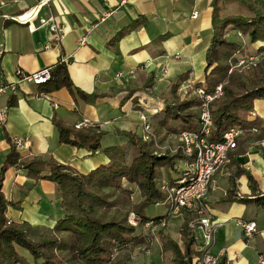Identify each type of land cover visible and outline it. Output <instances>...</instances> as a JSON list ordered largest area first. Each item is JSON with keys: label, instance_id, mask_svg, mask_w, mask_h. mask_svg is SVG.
Here are the masks:
<instances>
[{"label": "crops", "instance_id": "crops-1", "mask_svg": "<svg viewBox=\"0 0 264 264\" xmlns=\"http://www.w3.org/2000/svg\"><path fill=\"white\" fill-rule=\"evenodd\" d=\"M39 1L0 0V84L18 86L15 96L0 98V108L7 110L5 124L0 126V171L11 151L12 140L23 138L31 144L21 152L23 160L49 155L57 163L87 175L107 164L103 149L127 142L122 133L140 135V108L162 107L161 99L168 97L179 75L189 73L193 83L203 78L205 52L212 37V0H129L125 6H120L119 0H50L39 16L58 17L66 35L58 48L49 50L43 49L48 41L47 29L38 27V20L32 23L36 27L32 32L27 25L11 20ZM249 1L264 10V0ZM104 13L110 14L109 18L92 28L89 20ZM222 14L244 16L246 12L235 2L225 1ZM136 21L140 25L132 27ZM123 31L126 33L120 39L112 40ZM234 33L248 55L264 48V42L247 44L248 40L236 31H228L227 38L230 40ZM82 40L84 44L80 45ZM61 59L75 88L86 95L103 97L85 101L65 88L46 94L43 87L18 83V70L32 74L44 68L53 69ZM150 83L152 89L145 90ZM156 116L150 120L152 125ZM248 119H258L264 134V101L254 103ZM84 121L88 124L84 128L97 126L102 132L101 149L95 153L59 143L55 123L73 128ZM258 145L264 149V140L252 139L243 147L244 153L228 160L212 177L204 201L205 213L217 226L210 251L215 255L221 253L230 264H256L259 256L264 257V209L231 200L235 196L253 197L248 176L264 193V159ZM176 167L181 171L184 162ZM178 173H172V178H177ZM1 186L5 199L15 204L6 213L11 223L52 228L63 215L55 199V185L49 181L34 183L19 166L7 169ZM158 207H163V212L149 218L168 215L166 203ZM252 221L258 232L247 240L239 224ZM183 223V216L177 215L165 226L181 250L179 232ZM155 246L159 247L157 241L152 249ZM17 252L31 261L19 248Z\"/></svg>", "mask_w": 264, "mask_h": 264}, {"label": "trees", "instance_id": "trees-1", "mask_svg": "<svg viewBox=\"0 0 264 264\" xmlns=\"http://www.w3.org/2000/svg\"><path fill=\"white\" fill-rule=\"evenodd\" d=\"M225 1L235 2L245 10L246 15H223ZM211 16L212 37L205 52L204 75L201 81L193 84V88L213 95L216 87L221 86L222 95L209 104L213 121L210 140L220 141L231 128L242 132L235 147L228 153L229 160L233 155L244 153L243 147L250 140H264L263 128L258 119H248L254 103L264 101V56L254 67L237 70L234 67L239 61L236 56L242 50L241 44L227 39L226 35L231 30L246 37L251 44L264 42V10L249 0H212ZM139 25L140 21H136L132 27ZM125 33L119 32L112 40L120 39ZM259 53H264V48H260ZM188 76L189 73L179 75L171 86V99L165 101L164 111L155 117L154 126L157 130H198L202 100L189 98L181 102L175 94L179 84ZM151 85L146 84L145 90H151ZM40 87L46 94L65 88L72 96L78 95L85 101L103 97L86 95L75 88L63 62L52 69L51 81ZM140 109L139 112L144 111V108ZM145 115L149 118V113ZM172 122H177L176 126L171 125ZM54 126L60 144L91 153L101 149L102 132L97 126L80 130L58 122ZM253 130L258 134L255 135ZM123 135L127 143L103 149L108 163L87 175L57 163L49 155L23 160V155L16 152L11 143V151L0 171V264H129L135 250L138 249L142 255L152 249L150 231L136 233L127 224V215L135 213L140 218L141 227L149 222L158 226L161 221L168 219V215L151 219L144 212L149 206L166 202L165 193L159 190V182L165 180L170 186L177 184L182 170L179 171L176 166L183 157H158L150 144L143 143L136 134ZM246 146L250 147L249 144ZM257 148L264 159V149L259 145ZM12 166L21 167L26 178L34 183L49 181L55 185V199L59 201L63 215L52 228L7 221V209L15 204L5 199L1 185L5 172ZM177 171L178 177L172 178V173ZM237 171L235 174L239 173ZM248 181L253 197L235 196L231 200L246 207L264 209V193L259 191L251 176H248ZM136 189L143 198L139 204H134L130 199ZM181 215L184 223L179 233L183 250L162 228L155 234L159 256L165 264H192V260L199 256L195 232L190 227L198 216L188 211H182ZM17 248L27 251L31 261L18 253ZM225 263L226 260L221 258L219 264Z\"/></svg>", "mask_w": 264, "mask_h": 264}, {"label": "built area", "instance_id": "built-area-1", "mask_svg": "<svg viewBox=\"0 0 264 264\" xmlns=\"http://www.w3.org/2000/svg\"><path fill=\"white\" fill-rule=\"evenodd\" d=\"M50 0H40L39 3L30 10L18 15L11 20L15 23L27 25V28L32 32L36 27L32 24L38 20V27L46 28L48 32V41L44 45V50L56 49L59 47L61 41L65 38L66 31L61 20L53 15L41 18L39 16L43 7L47 6ZM129 0H119L120 6H125ZM197 13L195 12L193 18ZM110 14L95 15L93 20H89L91 27L96 28L103 23ZM83 45V40L79 42ZM2 52H0V58ZM257 58L250 59V65L257 64ZM61 62L64 60L61 59ZM244 61L238 62L236 66H243ZM18 83L23 82L34 86H43L51 81L52 69L44 68L32 74H24L20 70L17 71ZM18 92V86L15 83L0 84V98L3 96H15ZM188 92L194 94V98L202 100L199 107L198 130L197 131H183L173 136L178 140V149L182 152V174L176 185H168L165 180L159 182V190L167 195V201L170 205V214L178 215L182 211L194 212L198 219L191 223L190 227L195 232L196 251L199 256L192 260V264H219L222 254H212L210 247L213 244L216 225L213 223L211 217L204 211V201L208 196L209 187L212 177L228 163V153L235 147L236 140L242 135L238 129L231 128L223 134L220 141H211L210 135L212 132L213 121L209 111V104L217 97L222 95L221 86H217L213 95H207L202 89H194L193 84L185 82L180 85L178 94L182 97L186 96ZM56 107V105H54ZM140 113V112H139ZM7 117V110L0 108V126L5 124ZM141 127L145 136V142H150L151 124L146 115L140 113ZM87 124L86 121L77 124L74 128L80 130ZM256 132V130H253ZM16 152L21 153L29 149L31 144L28 140L23 138H15L12 140ZM162 222V221H161ZM243 236L249 240L257 232V225L255 222H241L239 224ZM201 234V240H197L196 233ZM225 264H230L226 261ZM256 264H264V257L259 256Z\"/></svg>", "mask_w": 264, "mask_h": 264}, {"label": "rangeland", "instance_id": "rangeland-1", "mask_svg": "<svg viewBox=\"0 0 264 264\" xmlns=\"http://www.w3.org/2000/svg\"><path fill=\"white\" fill-rule=\"evenodd\" d=\"M236 35H237V33L232 34L230 40L234 41V42H237L238 38H237ZM244 38H246V37H244ZM246 42H248L247 44H249V41H246ZM237 43H240V41L237 42ZM244 47L245 46H241L242 50H241V52H239L237 54V56H239V61L238 62L240 63V61H244V65L240 66V67L239 66H235L234 68H236L237 70L238 69L239 70H247L249 67H253V66L250 65L251 64L250 63V59L257 58V60L259 61V59L262 56H264V53L252 54V56L248 55L249 53L246 52L247 51L246 48L243 49ZM237 56H236V59L238 58ZM258 61H257V63H258ZM185 82H190L191 85L194 84L190 80L189 77L185 81H183L182 83L179 84L178 88L176 89V93L175 94H176V96L178 97V99L181 102L182 101H186L189 98H194V94H192L191 92H188V94L186 96H184V97H182V96H180L178 94V89L180 88V85L185 84ZM138 98H139V100H141L140 97H138ZM170 99H171V95L169 94L168 97L161 99V103L163 104L162 107H160V106H154V107L153 106L152 107L145 106V107H143L144 111L140 112V113H142L144 115H145V113H147V114L149 113V118L148 119L151 120L152 117H154V116H156L158 114H161L164 111L165 101L166 100H170ZM139 114H138V118H139ZM139 121L141 123L140 119H139ZM176 123L177 122H172L171 125L172 124L175 125ZM154 125H156V120H155V124L154 123H153V125L151 124V128L152 129H151V134H150V137H149L150 138V142H145L144 141L143 137L145 136V134L143 133V130H142V127H141L140 135L139 136L137 135L141 139V141L143 143L150 144L154 154L156 156H158V157H166V156L172 157V156H175V155H181L182 156V152L178 149L179 142H178V140H175V138H173V136L179 134L180 132L179 131L178 132H172V131H169V130L164 129V128H162L160 130H157ZM92 127H94V126H92ZM128 133H131V132H128ZM122 134H125V133H122ZM131 134H134V133H131ZM179 163H182V160L178 161V164ZM130 199H131V201L134 204H139L143 200V198L141 197V195H140L139 191H137V189H136V192L131 195ZM165 203L168 205V210H169L170 209V205H169V203L167 201V195H166V202ZM165 203L149 206L145 210L144 214L147 217H152L154 215H158V214L162 213L164 208L163 207H158V206L163 205ZM178 215H181V212ZM168 216H169L168 219L167 220H163L162 222H160V225H158V226L153 225L151 222H149V223H147V224H145L144 226L141 227V226H139L140 218L135 213L131 212V213H129L127 215V224L130 227H133L136 230V233L143 234V233H146V232L150 231V235L152 236L151 240H152V243H154L155 241H157V239L155 238L156 232L160 228H162L164 230V232L167 233V230H166V227H165L166 224H167V221L170 218H172L174 216H177V215H172V214H170V211H168ZM196 238L199 241L201 240L202 237H201V234L199 232L196 233ZM22 251L25 254H27V255L29 254L25 250H22ZM138 252H139L138 249L133 252L134 259L129 264H149L148 260H152L153 264H162V261H161L160 256H159V247L158 246H155L151 250L150 254H148L146 256L144 254L140 255Z\"/></svg>", "mask_w": 264, "mask_h": 264}]
</instances>
